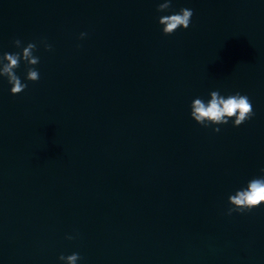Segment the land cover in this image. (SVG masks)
<instances>
[{
  "label": "clouds",
  "instance_id": "obj_1",
  "mask_svg": "<svg viewBox=\"0 0 264 264\" xmlns=\"http://www.w3.org/2000/svg\"><path fill=\"white\" fill-rule=\"evenodd\" d=\"M171 7V0H164L158 4L157 12H166ZM194 12L190 8H181L178 12L171 15H163L159 18L158 23L162 26L164 35H172L178 29H188L191 24V18ZM87 34L81 33L80 38L83 39ZM16 48L22 51L14 53H3L0 55V76L6 77L11 85L10 92L12 95L22 93L27 84L21 81V78L16 74V69L21 65V61L25 64L27 81L37 82L40 79V73L36 69L39 63V57L34 55L37 51V44L29 42L26 46L20 39L13 40ZM46 51H51V45L44 44ZM191 118L204 127L210 125H225L229 120H233V126L238 127L250 120L253 115V106L247 95H242L236 92L227 97L222 96L219 91H211L210 99L205 102L201 98H196L191 105ZM219 132V127L213 129ZM264 173V169H261ZM229 207L227 215L233 212L245 213L251 212L253 209L264 205V175L250 179L247 186L241 188L228 197ZM68 239H73L69 236ZM65 261L66 264H77L81 259L78 253H73L68 256L61 254L58 258Z\"/></svg>",
  "mask_w": 264,
  "mask_h": 264
}]
</instances>
